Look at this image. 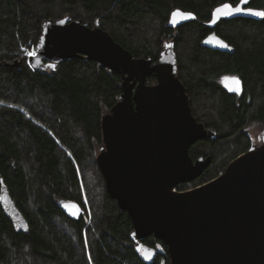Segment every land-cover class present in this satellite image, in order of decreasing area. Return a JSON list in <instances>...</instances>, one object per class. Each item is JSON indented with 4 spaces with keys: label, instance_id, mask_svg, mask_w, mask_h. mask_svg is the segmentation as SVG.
Returning <instances> with one entry per match:
<instances>
[{
    "label": "trees",
    "instance_id": "obj_1",
    "mask_svg": "<svg viewBox=\"0 0 264 264\" xmlns=\"http://www.w3.org/2000/svg\"><path fill=\"white\" fill-rule=\"evenodd\" d=\"M240 1L0 0V187L2 179L29 224L27 233H17L0 205V264H170L167 247L154 236L141 244L157 256L143 260L132 219L108 193L97 162L103 116L123 94L122 76L83 58L35 71L26 51L37 45L44 24L70 18L100 27L136 58L154 62L174 43L192 113L215 133L192 146L193 159L211 157V164L177 187L184 192L222 175L252 148L248 128L264 127V18L209 26L215 8ZM247 7L264 10V0ZM175 10L196 20L172 29ZM213 31L231 53L202 45ZM227 76L242 81L241 94L223 87ZM62 200L78 203L81 218L68 217Z\"/></svg>",
    "mask_w": 264,
    "mask_h": 264
},
{
    "label": "water",
    "instance_id": "obj_2",
    "mask_svg": "<svg viewBox=\"0 0 264 264\" xmlns=\"http://www.w3.org/2000/svg\"><path fill=\"white\" fill-rule=\"evenodd\" d=\"M249 2L218 6L210 28L221 20H262L264 16L256 13L264 10L247 7ZM193 20L195 14L175 10L169 27L178 29ZM202 45L232 52L216 32ZM35 51L29 59L35 71L56 70L65 61L83 58L122 76L123 94L103 116L104 147L97 162L108 193L132 219V239L145 262L151 263L157 252L143 248L141 241L154 236L167 247L170 264H264V142L253 144L216 179L192 190H177L210 166L211 157L195 160L190 150L215 133L192 113L178 77L173 42L156 62L136 58L100 27L66 18L44 24ZM151 77L156 84H148ZM223 87L233 94L243 91L237 77H225ZM0 205L15 231L27 233L29 224L2 179ZM59 207L73 220L84 214L73 201L62 200Z\"/></svg>",
    "mask_w": 264,
    "mask_h": 264
},
{
    "label": "rangeland",
    "instance_id": "obj_3",
    "mask_svg": "<svg viewBox=\"0 0 264 264\" xmlns=\"http://www.w3.org/2000/svg\"><path fill=\"white\" fill-rule=\"evenodd\" d=\"M28 51H30L28 53ZM26 51V57L28 59V55L31 53V55L34 54V52L31 50H28ZM248 133L251 135V137L253 138L254 142H255V145L256 146H260L263 144L264 142V127L260 124H253L251 125L249 128H248ZM202 186V185H201ZM200 187V186H198ZM197 188V187H195ZM195 188H191V189H188V190H192V189H195ZM187 190V191H188Z\"/></svg>",
    "mask_w": 264,
    "mask_h": 264
},
{
    "label": "snow or ice",
    "instance_id": "obj_4",
    "mask_svg": "<svg viewBox=\"0 0 264 264\" xmlns=\"http://www.w3.org/2000/svg\"><path fill=\"white\" fill-rule=\"evenodd\" d=\"M225 7H227V6H225ZM236 11H240V9H236ZM256 15H261V16H264V13H256ZM30 55H31V53H30ZM236 83H237V85H239V81L237 80L236 81ZM239 89L237 88V91H238Z\"/></svg>",
    "mask_w": 264,
    "mask_h": 264
},
{
    "label": "flooded vegetation",
    "instance_id": "obj_5",
    "mask_svg": "<svg viewBox=\"0 0 264 264\" xmlns=\"http://www.w3.org/2000/svg\"><path fill=\"white\" fill-rule=\"evenodd\" d=\"M242 1V0H241ZM240 1V2H241ZM239 4V3H238ZM214 32V31H213ZM211 34V33H210ZM204 41V40H203ZM224 79V78H223ZM223 79H222V84H223ZM156 84V83H155ZM253 139V138H252ZM254 141V140H253ZM254 144H255V142H254ZM138 243H137V248H138ZM142 247L144 248V247H146V246H144L143 244H142ZM147 248H149V247H147ZM150 249H152V248H150ZM138 250V249H137ZM153 250H155V249H153ZM156 251V250H155ZM157 252V251H156Z\"/></svg>",
    "mask_w": 264,
    "mask_h": 264
},
{
    "label": "built area",
    "instance_id": "obj_6",
    "mask_svg": "<svg viewBox=\"0 0 264 264\" xmlns=\"http://www.w3.org/2000/svg\"><path fill=\"white\" fill-rule=\"evenodd\" d=\"M27 51H28V50H27ZM32 51L34 52V54H33V55H30V54H29V55H28V56H29V57H28L29 59H30L31 57L35 56V50H34V48H32ZM29 52H30V51H28V53H29Z\"/></svg>",
    "mask_w": 264,
    "mask_h": 264
}]
</instances>
